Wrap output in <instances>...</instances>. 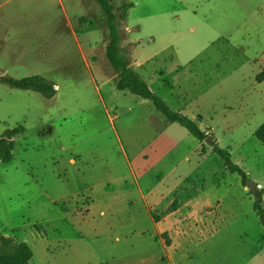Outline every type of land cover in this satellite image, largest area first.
<instances>
[{
    "label": "rangeland",
    "instance_id": "1",
    "mask_svg": "<svg viewBox=\"0 0 264 264\" xmlns=\"http://www.w3.org/2000/svg\"><path fill=\"white\" fill-rule=\"evenodd\" d=\"M125 2L121 55L207 137L116 89L96 0H0V76L56 90L0 80V135L24 128L0 160V237L30 264H264V0Z\"/></svg>",
    "mask_w": 264,
    "mask_h": 264
},
{
    "label": "trees",
    "instance_id": "2",
    "mask_svg": "<svg viewBox=\"0 0 264 264\" xmlns=\"http://www.w3.org/2000/svg\"><path fill=\"white\" fill-rule=\"evenodd\" d=\"M101 11L105 15L108 27V43L105 46V57L114 72V82L117 90H128L134 95L150 100L156 110L165 116L168 122H177L195 138L202 141L207 137L197 124L187 116L171 111L163 100L157 97L148 87L147 83L132 69L129 60L121 55L119 48V26L125 19L130 3H122L119 6L113 4V0H96ZM82 19V18H81ZM264 73L259 75L261 80ZM0 80L9 85L19 88L33 90L45 98L55 95V84L39 75L29 76L21 79L0 76ZM201 119V116H198ZM24 131L22 126L8 129L0 135V160L9 162L13 159L14 141L13 137ZM256 138L264 144V123L256 130ZM212 151L218 153L224 160L226 169L231 173H238L241 176L242 184L245 185L247 175L235 165L227 151L220 149L217 144H213ZM257 198L253 204L254 210L258 213L259 220L264 227V211L261 207L260 192H255ZM33 256L30 246L26 242H15L10 237H0V264H30Z\"/></svg>",
    "mask_w": 264,
    "mask_h": 264
},
{
    "label": "water",
    "instance_id": "3",
    "mask_svg": "<svg viewBox=\"0 0 264 264\" xmlns=\"http://www.w3.org/2000/svg\"><path fill=\"white\" fill-rule=\"evenodd\" d=\"M247 186H248V189H250L251 191H254V190H255V187H254L253 182L248 181V182H247Z\"/></svg>",
    "mask_w": 264,
    "mask_h": 264
}]
</instances>
